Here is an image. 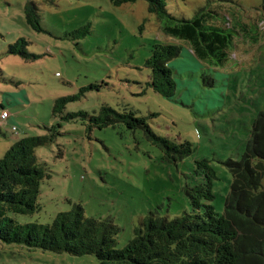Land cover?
Instances as JSON below:
<instances>
[{"label":"rangeland","instance_id":"obj_1","mask_svg":"<svg viewBox=\"0 0 264 264\" xmlns=\"http://www.w3.org/2000/svg\"><path fill=\"white\" fill-rule=\"evenodd\" d=\"M33 8L41 32L26 23L25 11ZM165 9L178 19L210 16L211 26L225 28L231 42L201 62L187 44L162 32L143 0L121 6L108 0H0V103L13 91L28 97L21 106L5 104L11 115L0 126V158L19 139L41 137L55 127L53 140L35 149L48 176L40 184L39 209L14 216L18 223L50 224L58 213L80 205L86 218L119 228L120 249L149 213L166 220L192 213L186 192L203 182L201 161L216 174L209 205L223 214L232 182L224 163L239 160L254 120L264 112V0H165ZM19 39L35 58L7 53ZM155 44L182 50L169 63L178 70L172 100L148 84L145 61ZM67 96L77 99L54 116V100ZM102 107L144 119L155 135L176 145L188 142L192 154L167 163L141 130L91 127L89 119ZM68 113L84 117L61 121ZM0 264L97 260L0 242Z\"/></svg>","mask_w":264,"mask_h":264},{"label":"trees","instance_id":"obj_2","mask_svg":"<svg viewBox=\"0 0 264 264\" xmlns=\"http://www.w3.org/2000/svg\"><path fill=\"white\" fill-rule=\"evenodd\" d=\"M108 1L113 6H121L138 0ZM143 1L147 3L148 13L160 21L162 32L187 44L201 62L209 61L231 42L225 28L211 26L210 16L206 19L197 13L192 19H178L166 12L165 0ZM25 19L32 30L41 32L34 8L25 11ZM26 46L27 42L19 39L8 47L7 53L26 60L35 58L26 53ZM181 51L176 45L155 44L145 61L151 73L148 84L155 93L169 100L176 93L174 76L178 72L169 63L180 57ZM19 97L25 101L28 98L26 93ZM76 99L77 96L55 99L53 115H59ZM6 101L0 103V111H6L2 108ZM78 117L84 114L68 113L61 121ZM89 122L98 129L123 124L131 131L141 130L145 139L161 150L167 163L181 161L193 152L188 142L176 145L155 135L144 119L132 113L102 107ZM54 128H49L48 134L41 137L19 139L0 158L1 243L54 254L92 255L97 264H264V112H259L254 120L239 160L224 163L232 182L222 215L209 205L214 199L215 171L207 161H201L197 166L206 172L203 182L186 192L192 213L171 220L149 213L120 249L116 248L119 228L109 220L86 218L80 205L58 213L46 225L21 224L14 219L17 215H32L39 209L40 184L48 176L37 163L35 149L53 140Z\"/></svg>","mask_w":264,"mask_h":264},{"label":"crops","instance_id":"obj_3","mask_svg":"<svg viewBox=\"0 0 264 264\" xmlns=\"http://www.w3.org/2000/svg\"><path fill=\"white\" fill-rule=\"evenodd\" d=\"M181 71V70H180ZM13 93H14V91L13 92H10V94H11V98L10 99H7V101H6V105L7 106H11L12 104L14 105L13 107H15V106H21V104L23 105V104H25V102H27V101H25L22 97H19V96H13ZM14 97H16V98H14ZM20 104V105H19ZM6 105H4L2 108H4L7 112H8V110H7V108H6ZM2 111V110H1ZM0 111V112H1ZM10 115H11V113H9V117H10ZM10 118H8L7 120H6V122L9 120Z\"/></svg>","mask_w":264,"mask_h":264},{"label":"built area","instance_id":"obj_4","mask_svg":"<svg viewBox=\"0 0 264 264\" xmlns=\"http://www.w3.org/2000/svg\"><path fill=\"white\" fill-rule=\"evenodd\" d=\"M9 118V113L7 111L0 112V126L5 123V121ZM15 131V127L12 128Z\"/></svg>","mask_w":264,"mask_h":264}]
</instances>
